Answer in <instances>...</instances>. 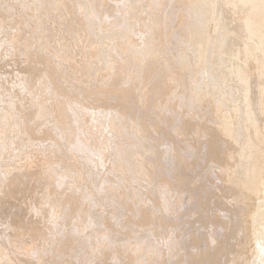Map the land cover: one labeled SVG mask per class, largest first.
<instances>
[{
    "label": "bare ground",
    "instance_id": "1",
    "mask_svg": "<svg viewBox=\"0 0 264 264\" xmlns=\"http://www.w3.org/2000/svg\"><path fill=\"white\" fill-rule=\"evenodd\" d=\"M84 173L120 211L87 264H264V0H0L3 259L52 232L74 264Z\"/></svg>",
    "mask_w": 264,
    "mask_h": 264
},
{
    "label": "rangeland",
    "instance_id": "2",
    "mask_svg": "<svg viewBox=\"0 0 264 264\" xmlns=\"http://www.w3.org/2000/svg\"><path fill=\"white\" fill-rule=\"evenodd\" d=\"M47 19L48 17H46L45 15H42V21H43V19H45V18ZM30 25H32L33 26V24L32 23H29ZM31 28V27H30ZM35 28H36V32L38 33V31H37V26H35ZM30 46H31V44H30ZM32 47H34V46H32ZM42 121H43V119H42ZM15 128V129H14ZM16 130V126L15 127H13L12 129H11V131L12 132H9V133H11V134H9L7 137V140H11L10 142H15V144H14V146H17V144H16V136H14V134L16 135V132H17V130ZM10 131V130H9ZM15 131V132H14ZM20 132H22L21 131V129H20ZM20 132H18V134L19 135H21V133ZM14 133V134H13ZM11 135V136H10ZM11 139H10V138ZM15 138V139H14ZM75 139H73V141H71L70 142V144L68 145L69 146V149L71 150H69V149H67V151L66 152H69L68 153V155L70 154V153H74L75 152V154L76 155H79V158H80V160L81 159H83V161H87V164L89 163L90 164V166H92V171L94 172V173H96L97 172V170H95L96 169V164L94 163V155L93 154H91V153H85V151L87 150L84 146H82L80 143H78L77 141H76V143H75ZM79 144V146H78V144ZM68 148V147H67ZM80 149V150H79ZM82 149H83V152H82ZM53 151V150H52ZM65 151V150H64ZM78 151H80V152H78ZM81 155H80V154ZM83 153V154H82ZM41 154H43V157H44V159H43V166H42V169L43 170H46V172L48 173V175L46 176V179L45 180H47L49 177H53L52 179L54 180V182H55V184H57L58 186L57 187H60V186H62L63 184V186H66L68 183H71L70 181L71 180H73L74 178H73V176H72V174L70 173V171L71 170H69V173H68V169H70V167L69 166H63V164L65 163V164H68V162L67 161H62V160H60L61 158H59L58 159V155H57V153H48V150H43L42 151V153ZM54 154V155H53ZM87 156H86V155ZM67 154H66V160H68L69 159V156H68ZM52 156V157H51ZM50 157V158H49ZM54 157V158H53ZM92 159V160H89V159ZM96 158V157H95ZM82 161V160H81ZM93 161V162H92ZM46 162V163H45ZM63 162V163H62ZM62 163V164H61ZM46 168H45V167ZM60 166V167H59ZM33 169H36V166L33 168ZM63 169H65V171L66 172H64V174H62L61 175V170L63 171ZM50 170V171H49ZM52 170V171H51ZM49 171V172H48ZM60 174V175H59ZM71 175V176H69V175ZM68 175V176H67ZM60 176V177H59ZM83 187L85 188V189H88V191H92V194H93V198L92 197H90L89 195H87V197H90V199L91 200H89L88 202L89 203H87L86 204V207L84 208V220H83V222H82V226H80L79 228L77 227V223H73V224H71L69 227V231L71 232V236H73V237H77V239H76V242L74 241V246H73V253H72V255H73V263L74 264H84V263H89V260H91L92 259V257H91V255H92V253H93V249H94V245L93 244H97V241H95V239H90V241H87L86 243H85V241H86V239L89 237V236H91L92 234L94 235V233H96L97 232V234H99L100 233V226H101V224H99L98 222L99 221H101V217H102V215L104 214V212H108L110 209H112L113 208V206H114V208H115V211H117V213L115 212V215L114 216H116V217H118L119 218V215H118V212H120L119 211V207H118V205H117V201H114V200H111V199H113L114 198V196L112 195V194H107V191H105L104 190V188L100 185H98L96 188L97 189H95V192L93 191V187H94V182L89 178V177H86V174L84 173L83 174ZM70 177H71V179H70ZM63 179V180H62ZM90 179V180H89ZM58 182V183H57ZM86 182V183H85ZM89 182H90V185H89ZM86 185H89V186H86ZM62 186V187H63ZM86 186V187H85ZM91 186V187H90ZM84 188H83V190H84ZM85 191V190H84ZM103 193H102V192ZM97 192H99V193H102V194H97ZM89 193V192H88ZM96 193V194H95ZM97 196V197H96ZM100 197H103V199L102 198H100ZM115 198H117L116 196H115ZM118 199V198H117ZM103 201H105V202H103ZM102 203L103 205H104V207H103V205H101V208H99L100 207V204ZM117 206V207H116ZM91 207H92V210H91ZM98 207V208H97ZM107 207V208H106ZM95 211H94V210ZM89 211H94V212H89ZM100 215H99V214ZM88 215H90V217L88 216ZM91 218V219H90ZM95 218V219H94ZM90 219V220H89ZM60 221V220H59ZM93 221V222H92ZM95 221V222H94ZM57 222V221H56ZM90 222V223H89ZM93 223H95V224H92ZM74 225V226H73ZM96 225V226H95ZM64 226H62V228H63ZM88 227V228H87ZM72 228V229H71ZM86 228V229H85ZM73 230V231H72ZM65 231V230H64ZM24 235H26V236H30V234H24ZM88 235V236H87ZM51 236H52V238H47V240L46 239H43V238H41V241H40V239L39 240H37V239H35V237H34V239L36 240V242H37V245L34 247V249H33V251L32 252H30V251H23V250H20V253L21 254H23V258H25L26 260H29L30 262H31V264H46V263H48V264H61L62 263V260H63V256H59L60 254H61V246H60V244L58 243L59 241H61V239L60 238H58V237H54L55 236V233H52L51 232ZM80 236V237H79ZM87 237V238H86ZM86 238V239H85ZM78 240L80 241V242H78ZM85 240V241H84ZM43 241V242H42ZM48 241V242H47ZM81 242H83V244L84 245H82V243ZM78 243V244H77ZM81 243V244H80ZM52 244V245H51ZM55 244V245H54ZM88 244V245H87ZM90 244H91V247H90ZM39 246V247H38ZM38 247V248H37ZM49 249H48V248ZM77 247V248H76ZM86 247H88V249L86 248ZM86 248V249H85ZM38 249H41V250H38ZM44 249V250H43ZM76 249V250H75ZM17 250V249H16ZM80 250H81V252H80ZM79 251V252H78ZM2 252V254H4V250L3 251H1ZM19 252V251H18ZM47 252V253H46ZM84 252V253H83ZM86 252V253H85ZM130 253H131V251H129ZM6 253L9 255V260H7V259H3V257H2V255H1V253H0V264H5V262L6 261H8L9 262V264H20L19 263V259L18 258H16V259H14V255H13V251L11 250V248H7L6 249ZM42 253H44V254H42ZM83 253V254H82ZM99 255L100 254H102V248L101 247H99ZM48 254V255H47ZM53 254H55V256H53ZM17 255H19V254H17ZM131 255H132V253H131ZM36 256H38V257H36ZM41 256H43L45 259H42L43 257H41ZM81 256H84V258H85V262H81L80 260L82 259L81 258ZM133 256V255H132ZM22 257V256H21ZM57 259H56V258ZM35 258V259H34ZM48 259V260H47ZM35 260V261H34ZM52 260V261H51ZM42 261H45V262H42ZM54 261V262H53ZM93 261V260H92ZM49 262H51V263H49ZM57 262V263H56ZM77 262V263H76Z\"/></svg>",
    "mask_w": 264,
    "mask_h": 264
}]
</instances>
